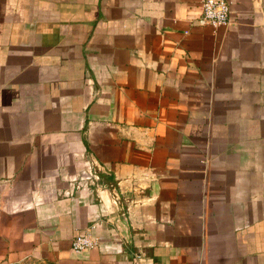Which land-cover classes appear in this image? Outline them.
Listing matches in <instances>:
<instances>
[{
  "label": "crops",
  "instance_id": "obj_1",
  "mask_svg": "<svg viewBox=\"0 0 264 264\" xmlns=\"http://www.w3.org/2000/svg\"><path fill=\"white\" fill-rule=\"evenodd\" d=\"M225 1L0 0V264H264V0Z\"/></svg>",
  "mask_w": 264,
  "mask_h": 264
},
{
  "label": "built area",
  "instance_id": "obj_2",
  "mask_svg": "<svg viewBox=\"0 0 264 264\" xmlns=\"http://www.w3.org/2000/svg\"><path fill=\"white\" fill-rule=\"evenodd\" d=\"M229 5L225 0H202L201 17L199 23L208 26L213 31L224 27L229 22ZM74 186L78 190H89L91 187L109 188L101 181L96 172L81 174L75 181ZM95 246V240L88 235L76 237L72 242V250L75 252L87 251Z\"/></svg>",
  "mask_w": 264,
  "mask_h": 264
},
{
  "label": "rangeland",
  "instance_id": "obj_3",
  "mask_svg": "<svg viewBox=\"0 0 264 264\" xmlns=\"http://www.w3.org/2000/svg\"><path fill=\"white\" fill-rule=\"evenodd\" d=\"M21 264H52V263H49V262H44V261H41V260H26L25 262H22Z\"/></svg>",
  "mask_w": 264,
  "mask_h": 264
}]
</instances>
